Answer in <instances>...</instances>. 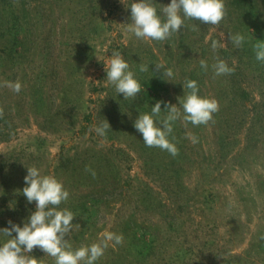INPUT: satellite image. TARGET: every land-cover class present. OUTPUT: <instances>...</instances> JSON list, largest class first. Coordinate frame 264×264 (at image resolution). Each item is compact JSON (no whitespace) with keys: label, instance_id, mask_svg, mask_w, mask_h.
<instances>
[{"label":"rangeland","instance_id":"rangeland-1","mask_svg":"<svg viewBox=\"0 0 264 264\" xmlns=\"http://www.w3.org/2000/svg\"><path fill=\"white\" fill-rule=\"evenodd\" d=\"M224 2L219 25L186 20L166 40L147 41L128 31L122 0H0V227L34 209L19 189L36 166L70 193L60 207L77 216L73 248L122 236L96 264H264V62L254 50L264 42V0ZM237 32L246 36L239 47L229 39ZM113 51L141 82L134 99L106 80ZM218 59L234 71L217 76ZM187 79L219 110L207 124L174 122L177 155L148 147L136 117L158 100L180 108ZM16 82L19 92L9 87ZM107 120V134L97 135ZM32 255L55 264L38 248Z\"/></svg>","mask_w":264,"mask_h":264},{"label":"clouds","instance_id":"clouds-1","mask_svg":"<svg viewBox=\"0 0 264 264\" xmlns=\"http://www.w3.org/2000/svg\"><path fill=\"white\" fill-rule=\"evenodd\" d=\"M122 2L130 8L128 31L136 38L147 41L166 40L173 33L180 31L186 20L219 25L226 15L224 0H170L162 8L157 7L155 0H130L129 3L122 0ZM229 39L239 47L245 43L246 36L239 32L229 33ZM211 46L216 49L218 42L212 41ZM254 50L256 60L264 62V42L256 43ZM103 64L106 80L114 87L117 94H123L124 99H134L142 91L136 71L120 51H113ZM200 65L205 70L209 67L205 60H201ZM148 68V65H139L140 72H146ZM212 68L217 76L234 71L221 59H218ZM163 75L172 77L173 72L167 69ZM9 87L19 92L21 84L10 83ZM182 87L183 95L177 97L180 108L176 106L177 103L158 100L152 104L150 111L139 113L134 121V127L142 134L143 141L148 147H158L173 156L178 154L176 144L169 139L174 122L182 118L184 122L195 126L207 124L212 120L213 114L219 110L216 99L200 94L195 79L185 80L182 82ZM162 103H165L164 109H167V115L158 124L157 118L161 114ZM109 128L111 126L107 120L93 130L97 135L105 136ZM190 138L193 143L198 142L197 137ZM23 179L24 187L19 189V192L23 194L29 205L34 204V209L29 211L22 222L9 219L8 226L0 227V264H38L37 257L32 255L33 250L37 248L53 257L55 264H96L110 242L115 244L122 242L121 235L106 232L98 243L73 248L68 243V237L77 216L69 208L60 207L70 196L63 182L55 175L42 174L36 166L27 167Z\"/></svg>","mask_w":264,"mask_h":264},{"label":"trees","instance_id":"trees-1","mask_svg":"<svg viewBox=\"0 0 264 264\" xmlns=\"http://www.w3.org/2000/svg\"><path fill=\"white\" fill-rule=\"evenodd\" d=\"M119 152H121V150H116V151H114V153H119ZM98 197L97 196H92L90 199L91 200H99V199H97ZM85 201V200H84ZM100 201V200H99ZM102 201V200H101ZM103 202V201H102ZM104 202H106V201H104ZM107 203V202H106ZM79 203L78 202H76V204L74 205V208H73V210L75 211V210H78V211H80V210H83V212L85 213V215H83L81 212H80V214H78L79 215V217L80 216H87V214L89 215V210H86L84 207H81V206H79V208H77L76 206L78 205ZM91 206V205H90ZM77 211V212H78ZM87 219H89V216H87L86 217ZM82 220H83V218H82Z\"/></svg>","mask_w":264,"mask_h":264}]
</instances>
